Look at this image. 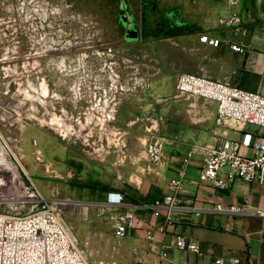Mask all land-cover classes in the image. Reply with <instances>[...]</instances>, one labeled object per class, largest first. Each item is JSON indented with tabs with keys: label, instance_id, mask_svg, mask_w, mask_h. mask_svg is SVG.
<instances>
[{
	"label": "rangeland",
	"instance_id": "rangeland-1",
	"mask_svg": "<svg viewBox=\"0 0 264 264\" xmlns=\"http://www.w3.org/2000/svg\"><path fill=\"white\" fill-rule=\"evenodd\" d=\"M200 5L0 0V199H17L29 187L45 198L77 201L102 182L92 174L124 183L146 165L141 153L158 130L152 125L160 112H141L140 103L153 98L156 74L162 87L156 96L165 101L158 104L179 101L172 87L181 73L173 67L185 66L167 57V34L182 31V22L192 19L188 8ZM109 47L119 53L108 54ZM126 99L138 103L135 110L125 108ZM46 144L49 152L42 150L44 161L36 163L35 147ZM64 218L90 264L109 256L102 244L112 231L107 207L95 202L87 214L73 204Z\"/></svg>",
	"mask_w": 264,
	"mask_h": 264
},
{
	"label": "crops",
	"instance_id": "crops-1",
	"mask_svg": "<svg viewBox=\"0 0 264 264\" xmlns=\"http://www.w3.org/2000/svg\"><path fill=\"white\" fill-rule=\"evenodd\" d=\"M198 1L202 5L188 8L192 19L182 22L183 30H171L166 40L167 57L170 60L181 58L185 66L173 69L180 73L205 74L264 93V0H241L233 9H229L224 0ZM232 13L241 16L246 34H236L233 28L219 23ZM203 36L218 39L220 43L214 46L202 41ZM232 44L241 46L243 51L234 50ZM150 79L153 98L142 101L140 108L149 115L160 112L152 125V129L158 128L152 140L162 141V161L152 163L145 150L141 156L148 163L136 168L137 173L128 176L130 180L123 183L115 176L92 174L91 179L99 181L102 177V182L75 196L77 201L85 203L87 214L95 202L108 208L112 231L108 238L103 237L102 244L109 249V256L99 263L216 264V259L222 258L224 264H264V217L257 213L264 211V185L239 178L225 188L205 185L200 179L204 156L194 151L197 147L218 146L227 139L242 140L246 133L252 134L254 139H264V128L220 116L215 102L204 99L186 102L184 98L193 96L179 95L177 91L179 101L168 99L160 106L158 102H165L156 96L162 88L161 76L156 74ZM122 104L130 111L138 105L127 99ZM28 144L33 147L31 139ZM48 145L44 148L37 145L35 150L41 154L42 150L49 152ZM242 153L250 155L252 150L243 148ZM182 171L179 198L184 208L173 212L172 222L162 231L167 210L156 207V202L172 193L169 182L180 179ZM226 173V169L221 171L224 181H228ZM112 192L121 193L128 206L110 209L107 198ZM218 205L226 210L218 211ZM231 206L241 212L228 211ZM129 209L135 215L134 226L124 237H117L112 216ZM149 232H152V240L147 237ZM179 234L197 242L200 253L180 250L176 245Z\"/></svg>",
	"mask_w": 264,
	"mask_h": 264
},
{
	"label": "built area",
	"instance_id": "built-area-1",
	"mask_svg": "<svg viewBox=\"0 0 264 264\" xmlns=\"http://www.w3.org/2000/svg\"><path fill=\"white\" fill-rule=\"evenodd\" d=\"M229 9H233L241 0H224ZM223 26L233 28L236 34H246L242 29L241 16L232 13L229 17L220 19ZM202 41L218 46V39L203 36ZM232 48L242 52L243 48L232 44ZM107 53H119L109 47ZM179 95L198 97L215 102L217 112L222 117L232 118L264 128V93L251 91L232 85L228 82L213 79L205 74L186 72L179 74L176 83ZM249 148L252 154H243L242 149ZM146 154L150 161L159 164L163 159L162 141L154 139L146 145ZM194 151L204 156L200 173L201 182L215 188L229 187V182L239 178L247 182L258 181L264 185V139H254L246 133L242 140H225L213 147H197ZM36 163H42V154L34 151ZM227 170L228 181L221 179V171ZM181 178L171 180V194L156 202V207L167 210L166 230L173 220V212L184 208L179 198L182 190L184 172ZM25 195L13 200L0 199V264H90L80 248L79 240L73 227L65 220L66 208L73 204L81 207L87 213L85 203L74 200L45 198L38 191L25 188ZM107 204L110 209L118 206H128L121 193H109ZM224 211L222 205L216 207ZM232 213L241 210L231 206L227 209ZM264 217V211L257 212ZM115 235L124 237L127 230L134 226L135 215L129 209L112 216ZM152 240V232L148 233ZM176 245L180 250L200 253V248L194 240H188L185 235L176 236ZM238 260H234L237 263ZM216 264H224L222 258L216 259Z\"/></svg>",
	"mask_w": 264,
	"mask_h": 264
},
{
	"label": "bare ground",
	"instance_id": "bare-ground-1",
	"mask_svg": "<svg viewBox=\"0 0 264 264\" xmlns=\"http://www.w3.org/2000/svg\"><path fill=\"white\" fill-rule=\"evenodd\" d=\"M43 92H44V90H43ZM23 167V170H24V172H25V174H27L28 175V171H27V169L24 167V166H22ZM30 176V175H29ZM81 208V207H80Z\"/></svg>",
	"mask_w": 264,
	"mask_h": 264
},
{
	"label": "water",
	"instance_id": "water-1",
	"mask_svg": "<svg viewBox=\"0 0 264 264\" xmlns=\"http://www.w3.org/2000/svg\"><path fill=\"white\" fill-rule=\"evenodd\" d=\"M129 37H130V38H133V37H136V35H135V34H132V33L130 32Z\"/></svg>",
	"mask_w": 264,
	"mask_h": 264
},
{
	"label": "trees",
	"instance_id": "trees-1",
	"mask_svg": "<svg viewBox=\"0 0 264 264\" xmlns=\"http://www.w3.org/2000/svg\"><path fill=\"white\" fill-rule=\"evenodd\" d=\"M170 34H171V32H170ZM169 33L167 34V35H170Z\"/></svg>",
	"mask_w": 264,
	"mask_h": 264
}]
</instances>
